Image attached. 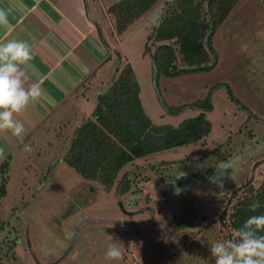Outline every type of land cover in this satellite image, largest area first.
Wrapping results in <instances>:
<instances>
[{"label":"rangeland","instance_id":"rangeland-1","mask_svg":"<svg viewBox=\"0 0 264 264\" xmlns=\"http://www.w3.org/2000/svg\"><path fill=\"white\" fill-rule=\"evenodd\" d=\"M116 1L96 0L112 71L100 93L127 63L152 124L176 127L198 113L190 104L207 98V136L127 164L105 191L65 161L74 130L94 109L89 94L74 124L71 117L14 162L0 199V264H214L209 246L235 237L224 227L237 201L232 192L246 181L256 188L262 179L264 0H239L212 32V67L184 74L157 73L144 52L145 37L174 0H157L120 35L106 13ZM236 154L243 163L232 179L225 177L222 188L210 182L214 167ZM124 172H133L134 179L118 195L115 186ZM110 243L120 247L121 259H105Z\"/></svg>","mask_w":264,"mask_h":264},{"label":"trees","instance_id":"trees-1","mask_svg":"<svg viewBox=\"0 0 264 264\" xmlns=\"http://www.w3.org/2000/svg\"><path fill=\"white\" fill-rule=\"evenodd\" d=\"M156 1L118 0L111 4L106 13L112 18L115 34L123 33ZM238 1L174 0L158 26L145 37L144 52L150 53L156 72L170 70L173 74H184L209 70L213 65L212 32ZM189 106L198 113L183 119L176 127L152 124L141 109L137 84L125 63L115 73L108 90L96 96L90 117L75 129L65 161L80 178L108 191L127 164L204 140L210 128L204 114L210 109L208 99ZM7 166V161L0 163V199L5 193ZM133 179V172L121 174L116 194H125ZM232 198L237 201L224 227L235 233L249 216L264 214V173L256 188L246 181L232 192ZM254 201L261 205L255 212L250 210Z\"/></svg>","mask_w":264,"mask_h":264},{"label":"crops","instance_id":"crops-1","mask_svg":"<svg viewBox=\"0 0 264 264\" xmlns=\"http://www.w3.org/2000/svg\"><path fill=\"white\" fill-rule=\"evenodd\" d=\"M98 4L96 0H0L8 20L0 25V42L29 44L32 60L24 67L30 82L38 83L44 92L16 117L26 128L22 138L0 133V163L8 165L6 183L16 159L28 156L26 145L37 147L47 134L59 132L71 120L74 124L79 111L87 108L88 95L92 94L95 104L96 96L102 94L112 71L102 35L104 15L96 14ZM107 24L111 29V23Z\"/></svg>","mask_w":264,"mask_h":264},{"label":"clouds","instance_id":"clouds-1","mask_svg":"<svg viewBox=\"0 0 264 264\" xmlns=\"http://www.w3.org/2000/svg\"><path fill=\"white\" fill-rule=\"evenodd\" d=\"M7 23V14L0 10V25ZM31 60L32 52L27 42H0V133L22 138L26 128L24 123L16 118L17 115L30 103H36L44 96L41 86L30 82L25 70L24 66ZM24 150L30 152L32 149L30 145H26ZM242 163L241 154L220 161L214 167L210 182L222 188L224 178L232 179L233 170ZM260 206L258 201H254L250 210L255 212ZM261 232H264V214L249 216L242 226L235 230L234 238L216 241L209 246L210 258L214 260V264H264V235H261ZM121 258L120 247L116 243H110L105 251V259L116 261Z\"/></svg>","mask_w":264,"mask_h":264},{"label":"water","instance_id":"water-1","mask_svg":"<svg viewBox=\"0 0 264 264\" xmlns=\"http://www.w3.org/2000/svg\"><path fill=\"white\" fill-rule=\"evenodd\" d=\"M113 78H114V76L112 77V80H113ZM120 208H121L120 210L123 212V211H124L123 208H122V207H120ZM142 210H143V209H140V210H138V212H141ZM136 213H137V212H136ZM128 214L130 215L131 213H128ZM63 256H64V255H63ZM63 256H62V257H63ZM57 261H58V260H57ZM55 262H56V261H55ZM55 262H54V263H55Z\"/></svg>","mask_w":264,"mask_h":264}]
</instances>
